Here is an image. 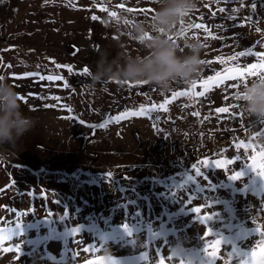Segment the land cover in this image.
<instances>
[{
  "label": "rangeland",
  "instance_id": "374dc122",
  "mask_svg": "<svg viewBox=\"0 0 264 264\" xmlns=\"http://www.w3.org/2000/svg\"><path fill=\"white\" fill-rule=\"evenodd\" d=\"M155 7L154 0H0V79L35 121L0 162V236L9 237L0 242V264H107L108 257L120 264H158L161 258L164 264H202L206 228L190 205L212 214L207 226L223 238L214 264H239L233 246L241 252L257 246L264 179L247 164L264 145V135H257L264 124L253 125L230 107L241 85L257 76L210 82L209 91L193 97L173 96L190 89L184 82L166 92L136 82L90 87L88 73L100 52L109 58L121 51L144 54L109 13L146 20ZM194 23L208 32L188 29ZM225 24L235 27L221 43ZM182 30L173 39L181 47L185 36L200 40L201 59L207 58L202 66L210 67L208 74L201 69L194 89L201 92L200 82L217 71L245 66L247 58L258 62L251 55L229 57L248 49L264 57V0H199L180 22ZM45 70L62 79H41ZM153 104L164 108L141 113V106ZM223 105L229 111L217 112ZM120 113L129 115L111 119ZM241 141L252 147L238 148ZM228 159L234 161L228 171L212 163L200 165V175L192 169L200 161ZM232 172L243 175L233 181Z\"/></svg>",
  "mask_w": 264,
  "mask_h": 264
},
{
  "label": "clouds",
  "instance_id": "9594fccd",
  "mask_svg": "<svg viewBox=\"0 0 264 264\" xmlns=\"http://www.w3.org/2000/svg\"><path fill=\"white\" fill-rule=\"evenodd\" d=\"M155 9L149 19L125 16L114 18V24L123 27L132 39L138 41L144 54L121 51L109 58L100 52L94 70L88 73L90 87L106 85L110 81L140 82L168 91L173 83H191L201 74L202 43L185 36L181 42L180 22L187 20L198 7L199 0H154ZM171 37V39H170ZM186 49L187 51H184ZM236 100L240 111L253 124H264V74L242 84ZM35 121L21 109L19 94L0 79V162L6 161L11 149L32 130ZM181 255H183L181 253Z\"/></svg>",
  "mask_w": 264,
  "mask_h": 264
},
{
  "label": "snow or ice",
  "instance_id": "6c2138e0",
  "mask_svg": "<svg viewBox=\"0 0 264 264\" xmlns=\"http://www.w3.org/2000/svg\"><path fill=\"white\" fill-rule=\"evenodd\" d=\"M118 7H124L123 4L119 5ZM127 11H134V9H126ZM100 11H106L104 7H100ZM148 11H151V9H148ZM223 11V9H221ZM110 16L113 18L117 17L116 12H110ZM93 19H96L94 16ZM183 24V21H181ZM188 29H203L205 32H208V29L201 23H194V24H188ZM183 34V30L181 32ZM209 35H211L209 33ZM214 38V37H213ZM171 39V37H170ZM247 55L256 56L258 58L257 63L247 64L245 66H241L240 64H236L232 67H225L223 70V73L220 71H217L215 73V76H208L206 80H202L200 83L204 87V91L196 92L194 89L197 87V81L193 80L190 84L191 87L187 92H174L173 96H180V95H187L189 97L193 96H203L205 92L209 91V88L207 87L210 82L216 84L217 86L219 83H222L224 79H231L236 81H243L246 80L250 76H261V74H264V57L261 56L260 53L254 52L251 49H248L247 51H240L235 56H231L228 59L235 61L238 59V57H244ZM220 59L219 57L217 58ZM221 63H224L223 60H220ZM202 64L206 63L205 61H201ZM57 67H62L60 65H57ZM85 73L88 72V69L83 70ZM227 75H224V74ZM19 78V77H16ZM48 79L50 81L60 80L62 77L56 76V75H49L47 77H41V79ZM127 83V82H126ZM137 84H146L144 81L136 82ZM234 87L238 85H233ZM165 103H169V101H165ZM163 109L164 104H160L159 106L153 104L151 106V109H145L143 106H141V113H146L148 111L157 109V108ZM234 107V106H233ZM217 112H225L227 111L226 108H218L216 110ZM138 113H132V115H136ZM129 115L128 113H120L117 116H113L111 119L114 121H119L121 119H124ZM193 115H198V113H193ZM97 127H104V124L97 125ZM257 135H264V133H257ZM243 146L245 149L252 147V145L244 144L243 141L240 142V144L237 145V147ZM250 162L247 164V167L255 173L258 177L261 179H264V145L260 146V150L258 154L252 155L250 158ZM234 161L231 159L228 160H215L212 162L209 161H200L199 164H192V169L196 175H200L201 167L200 165H203L204 167H208L209 163L214 164L216 168L224 169L225 171H228L227 166L232 164ZM109 177L111 174H108ZM243 175L242 172H232V174L229 176L230 180H239L240 177ZM190 180L191 177H188ZM206 207L210 208V205H206ZM192 213L199 215V222L205 226L206 230L203 232V235L201 236V239L203 240V249L202 253L204 256V260L202 261V264H214V261L218 258L217 253L220 249V246L222 245L223 238L217 237L213 233L212 229L207 226V221L212 219V214H201L202 209L201 207H192L190 205ZM16 228H20V223L18 222L16 224ZM3 229H0V232H3ZM78 231L76 229L73 230V234ZM255 233H258L260 236V240L257 243V246L253 247L250 251H244L241 252L238 248L233 246L232 252L233 255L239 254V264H264V231H261L259 227L254 229ZM9 237L0 236V242H2L4 239H8ZM10 250V249H5ZM91 250V249H89ZM169 260H171V256L168 257ZM88 264H105L103 259L99 260H91L88 262ZM107 264H120V262L113 260L111 257L107 258ZM158 264H164L163 258L159 259ZM180 264H184V261H181Z\"/></svg>",
  "mask_w": 264,
  "mask_h": 264
},
{
  "label": "trees",
  "instance_id": "16d2710c",
  "mask_svg": "<svg viewBox=\"0 0 264 264\" xmlns=\"http://www.w3.org/2000/svg\"><path fill=\"white\" fill-rule=\"evenodd\" d=\"M202 16L206 18V14H202ZM244 19L248 20L245 16H244ZM208 22H209V21H208ZM215 23H217V22H215ZM215 23H214V24L212 23V25H213L212 27H213V29L216 27V29H218V31H219L222 25H221L220 23H218V24H215ZM234 27H235L234 25H231V28H229V25H228V24H225V28L223 29V31L226 32V35H227V36H225V37H224V36L221 37V39H220V42H221V43H224V42H225L226 38L229 37L228 35L230 34L231 30L234 29ZM213 29H212V30H213ZM224 34H225V33H224ZM206 59H207L206 57H203V58H202V61H205V62H206ZM242 61H243V60H242ZM245 61H246V62H245ZM245 61H244V62H245L246 64H251V61H249L248 58L245 59ZM204 64H205V63H204ZM202 68H208V69H209L210 67L203 65ZM202 68H201V69H202ZM209 70H210V69H209ZM231 100H233V99H231ZM226 104H227V103H226ZM230 104H231L230 107L233 108V106H234V107H236V110L239 109V104H238V102H237L236 99H234L233 101H231ZM219 108H226L227 111H229V107H228V105H223V106H221V107H219ZM238 111H239V110H238ZM240 112H241V111H240ZM226 117H227V116H226ZM115 233H116V232H115Z\"/></svg>",
  "mask_w": 264,
  "mask_h": 264
},
{
  "label": "built area",
  "instance_id": "2783aa9c",
  "mask_svg": "<svg viewBox=\"0 0 264 264\" xmlns=\"http://www.w3.org/2000/svg\"><path fill=\"white\" fill-rule=\"evenodd\" d=\"M240 65L243 66L242 64H240ZM202 73H204V74L207 73V74H208V73H210V71H209L208 68H203V69H202ZM43 74H44L45 76H49L51 73H50L49 71H44ZM201 77H202V76H199V77H198L197 79H195V80L198 81V80L201 79Z\"/></svg>",
  "mask_w": 264,
  "mask_h": 264
}]
</instances>
